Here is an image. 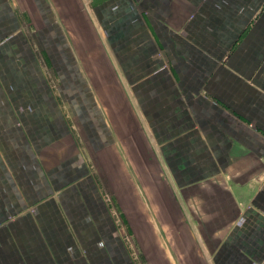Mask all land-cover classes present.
I'll return each mask as SVG.
<instances>
[{"label":"crops","instance_id":"obj_1","mask_svg":"<svg viewBox=\"0 0 264 264\" xmlns=\"http://www.w3.org/2000/svg\"><path fill=\"white\" fill-rule=\"evenodd\" d=\"M20 2L0 0V264H139L131 181L173 204L175 264H264V0H37L36 36Z\"/></svg>","mask_w":264,"mask_h":264},{"label":"rangeland","instance_id":"obj_2","mask_svg":"<svg viewBox=\"0 0 264 264\" xmlns=\"http://www.w3.org/2000/svg\"><path fill=\"white\" fill-rule=\"evenodd\" d=\"M44 5L47 6L45 2ZM31 8L36 36L39 31L38 27L43 24L40 19L41 9L37 4V0H29V12ZM51 21L49 23L53 25V20ZM36 41L37 37L35 38ZM66 51V53L63 51V55L65 54V57H68L69 50L66 49ZM43 57H53V53L51 50L49 53L43 51ZM165 66L169 68L168 64ZM90 75L93 76L91 71ZM131 184L133 190L130 191V224L128 225L126 222V225H124L130 232L129 244L132 254L137 258L139 264H175L179 258L173 250V204H132L133 200H140L138 202L141 203H143V200L132 181ZM169 185L166 184L165 187L169 189Z\"/></svg>","mask_w":264,"mask_h":264}]
</instances>
